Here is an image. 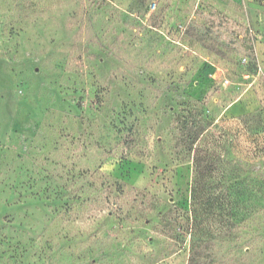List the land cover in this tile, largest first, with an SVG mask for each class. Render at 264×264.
<instances>
[{
  "label": "rangeland",
  "instance_id": "374dc122",
  "mask_svg": "<svg viewBox=\"0 0 264 264\" xmlns=\"http://www.w3.org/2000/svg\"><path fill=\"white\" fill-rule=\"evenodd\" d=\"M248 203L264 0H0V264H264Z\"/></svg>",
  "mask_w": 264,
  "mask_h": 264
},
{
  "label": "trees",
  "instance_id": "16d2710c",
  "mask_svg": "<svg viewBox=\"0 0 264 264\" xmlns=\"http://www.w3.org/2000/svg\"><path fill=\"white\" fill-rule=\"evenodd\" d=\"M252 61H254L255 59L251 58ZM188 135V134H187ZM189 136V135H188ZM196 137H194V139L190 140L189 142V145H193L194 142H196ZM192 192V197L193 199H195L196 197L200 196V194H205V187L199 183H197V181H195V184H194V187L192 188L191 190ZM207 200L205 201L207 206L210 207V203H212V200L209 199L210 197H207V195H205ZM262 204L264 203H256L253 205L248 203L249 207L253 210L254 208H262ZM252 210H248V211H245L243 213L242 216H237V213L234 211L231 215V219L232 220V226L234 227V230L237 229V232H240L242 230H244V228L246 227V222L248 221L247 220V217L251 215V212ZM196 223H195V230L197 228H199L200 230V221H197V219L195 220ZM194 234H196V232L191 231V234L193 237ZM254 238L252 239H255V238H259L261 237L260 234H256L255 232V236H253ZM251 240H245L243 241L244 243H248V242H251ZM258 242H263V240H258ZM210 244V241H201L197 238H193V240L191 241L190 243V247H189V257H188V260H187V264H212L211 263V259L213 258V250H211V247L209 248L208 245ZM228 252H232L234 253V255H240L242 254V252L244 251H247L249 250L248 249V246L245 245V244H241V243H235V244H231V246H229L227 248Z\"/></svg>",
  "mask_w": 264,
  "mask_h": 264
}]
</instances>
